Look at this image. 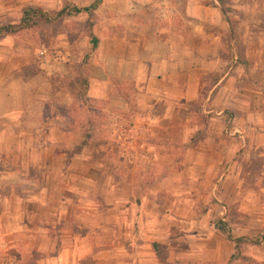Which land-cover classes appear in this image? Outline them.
Here are the masks:
<instances>
[{"label":"crops","instance_id":"obj_1","mask_svg":"<svg viewBox=\"0 0 264 264\" xmlns=\"http://www.w3.org/2000/svg\"><path fill=\"white\" fill-rule=\"evenodd\" d=\"M168 1L169 13L167 0L101 4L88 92L104 103L92 117L108 119L93 133L117 155L51 150L81 136L74 117L50 118L46 93L38 107L32 91L25 120L0 111L4 264H264V8L234 29L216 0ZM18 2L0 0V12ZM198 104L200 125L191 119ZM138 127L145 151L129 159L123 145ZM115 156L120 169L109 165ZM228 211L233 238L259 239L233 259V242L214 227Z\"/></svg>","mask_w":264,"mask_h":264},{"label":"rangeland","instance_id":"obj_2","mask_svg":"<svg viewBox=\"0 0 264 264\" xmlns=\"http://www.w3.org/2000/svg\"><path fill=\"white\" fill-rule=\"evenodd\" d=\"M23 1L20 0L16 3L17 7L9 5L4 8V11L0 12V26L20 25L22 12L31 7L26 6L24 8ZM29 1H36L38 7L33 8L45 12L47 16L37 19L36 25L30 29L0 36V111L2 115L10 111L9 115L14 113L16 118L25 120L29 114L27 107L31 104V95L34 94L32 91L36 92V99L33 104L36 103L38 107H40L41 102L40 95L44 97L46 93L49 99L48 104L52 108V112L49 111L48 113L50 118H55L57 113L59 116L63 115L66 118L69 116L74 117L77 125L72 131L76 132L77 136H81L78 142H74L72 138H69L67 143L62 146L53 145L51 150L64 149L69 152H81L87 155L88 153H96L99 159L106 157V153L117 155L118 150L115 145L109 144L103 136L93 133L96 130L97 120L104 121L106 119L108 121V119L105 116L100 117L101 119L92 117L93 113L101 109L104 103L96 101L88 92L87 59H91L96 54L98 47L94 42L95 31L102 29L106 21L105 9L101 6L103 0L97 4L101 7L99 12L92 9L89 13L82 12L74 16H64L54 21L48 20V18H53L61 9H71L77 7L76 5L80 8L89 7L95 0H91L88 6H80L82 2L78 0H65V3L61 6L56 3L41 5L45 2L44 0ZM168 2L167 0L166 6L163 5V8H166V13H169L167 11L170 10ZM216 2L226 15L228 23L234 29L240 27L243 22L249 19H255L257 15H251L248 12L249 10L264 8V0H216ZM160 10L162 11V9ZM165 11H162V13ZM41 47L61 49L65 53V59H67L64 69L51 70L49 75L45 73L40 68V61L37 57V51ZM70 59H76L78 62H71ZM72 65H76V67L73 68ZM38 75H40L42 82L40 77H36ZM34 76L36 77V84L31 82ZM45 79L47 87H45ZM112 104L117 106L118 101L114 99ZM199 106V104L193 106L191 111V119L197 125L205 122V115L200 112ZM91 109L96 110L91 111ZM132 115L130 114L127 119L130 120ZM3 119L7 118L4 117ZM93 135L97 138L94 139ZM77 136H75V139ZM8 146L5 144L0 145V151L7 150ZM15 147V144L12 145L13 151L16 150ZM113 159L109 165H112L113 169H120L121 165L117 156ZM122 167L125 168L123 164ZM220 178L223 179L224 177L215 176L212 183L214 184ZM194 183L201 186L203 181L199 178ZM213 202L216 203L215 200ZM203 209L206 208L202 204L195 207L198 215ZM233 214H235L234 211L233 213L228 211L227 214H224L226 219L224 223L230 229V233L232 228L229 224ZM160 251L163 253L162 248ZM4 263L6 261H0V264Z\"/></svg>","mask_w":264,"mask_h":264},{"label":"trees","instance_id":"obj_3","mask_svg":"<svg viewBox=\"0 0 264 264\" xmlns=\"http://www.w3.org/2000/svg\"><path fill=\"white\" fill-rule=\"evenodd\" d=\"M100 1L101 0H95L92 5H90L89 7H84V8H77V7H72L71 9L63 8L59 12H57L53 18H48V20L54 21L64 16H74L82 12L89 13L92 9H95L97 7V4ZM46 16L47 15L45 12H42L41 10L33 8V7H28L22 12L19 26H12V25L0 26V36L7 35V34H15L22 30L30 29L36 25L37 19H40ZM214 227L218 229L220 232L226 234V236L233 242L235 254L232 255L231 259L235 258L236 255L237 256L240 255L245 245L247 244L256 245L259 243V239L233 238V236L230 234V229L228 228L226 223L222 221H217L214 224ZM153 249H154V252L156 253L158 260L160 261L163 260L164 255L161 253L159 245L153 244Z\"/></svg>","mask_w":264,"mask_h":264},{"label":"built area","instance_id":"obj_4","mask_svg":"<svg viewBox=\"0 0 264 264\" xmlns=\"http://www.w3.org/2000/svg\"><path fill=\"white\" fill-rule=\"evenodd\" d=\"M37 57L40 65L63 66L66 64L65 53L61 49H48L41 47L37 51ZM130 136L123 145V156L129 159L136 158L139 153L145 151L143 144L140 142L143 128L138 127L130 129ZM126 135V134H125ZM135 137V138H133ZM136 156V157H134ZM139 156V155H138ZM130 162V161H129Z\"/></svg>","mask_w":264,"mask_h":264}]
</instances>
